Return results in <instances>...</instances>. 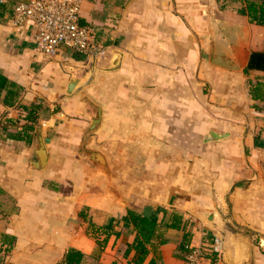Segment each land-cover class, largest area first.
<instances>
[{
	"label": "crops",
	"instance_id": "crops-1",
	"mask_svg": "<svg viewBox=\"0 0 264 264\" xmlns=\"http://www.w3.org/2000/svg\"><path fill=\"white\" fill-rule=\"evenodd\" d=\"M27 1L0 0V264H131L129 212L160 224L144 264L216 239L199 264H231L236 231L264 264V27L238 2L82 0L107 54L46 57L34 23L13 24ZM213 37L239 70L210 63Z\"/></svg>",
	"mask_w": 264,
	"mask_h": 264
},
{
	"label": "built area",
	"instance_id": "built-area-1",
	"mask_svg": "<svg viewBox=\"0 0 264 264\" xmlns=\"http://www.w3.org/2000/svg\"><path fill=\"white\" fill-rule=\"evenodd\" d=\"M82 0H29L18 2L13 10V24L31 21L35 25L36 50L46 57H53L62 49L79 56L101 59L107 47L95 40L92 30L80 24ZM185 264H199L206 254L222 253L221 241L216 239L208 250L185 246Z\"/></svg>",
	"mask_w": 264,
	"mask_h": 264
},
{
	"label": "trees",
	"instance_id": "trees-1",
	"mask_svg": "<svg viewBox=\"0 0 264 264\" xmlns=\"http://www.w3.org/2000/svg\"><path fill=\"white\" fill-rule=\"evenodd\" d=\"M220 9L223 10L225 7L232 3H240L239 13L248 18L249 23L255 24L260 27H264V0H216ZM5 79L0 76V91L4 88ZM260 86V85H259ZM256 90H260L259 87L255 88ZM254 89V90H255ZM31 131L30 129H26ZM21 133V132H20ZM30 137L27 132H25V136H21L22 139ZM127 223H132L136 229V237L131 243L126 251L125 256H129L131 252H134L132 259L130 260L131 264H144L146 258L149 254L148 246L153 243L155 239L159 236V228L160 224L157 222L156 218H147L143 217L134 212H129L127 217L125 218ZM175 226L174 224H172ZM166 227H172L171 224H167ZM162 237V236H161ZM184 252L186 250H183ZM209 258L211 262L214 263L216 260V254H209ZM76 261V262H75ZM67 263L79 262V259L74 256H67ZM148 264H154V261H150Z\"/></svg>",
	"mask_w": 264,
	"mask_h": 264
},
{
	"label": "water",
	"instance_id": "water-1",
	"mask_svg": "<svg viewBox=\"0 0 264 264\" xmlns=\"http://www.w3.org/2000/svg\"><path fill=\"white\" fill-rule=\"evenodd\" d=\"M217 50H218L217 45L213 37L211 42V53L209 58L210 63L212 65L230 71L239 70V67L235 64V62L231 58H229L225 54H220ZM92 75H93V71L89 70L83 76V78L72 82L69 86V93L75 94L81 91L83 88L87 87L91 82ZM99 119H100V110L99 108H96L94 120L91 122L90 129H93L97 125ZM214 138H216V135L212 133L209 139L212 140ZM37 156H38L39 166L41 167V165H43V163L46 160V153L44 150L43 143H40V145L38 146ZM97 158H98L97 159L98 165L102 167L103 166L102 159L99 156H97ZM263 178H264V167H263ZM231 240L235 246V251L233 253L231 264H253V243L250 237L245 235L244 233L236 231L231 236Z\"/></svg>",
	"mask_w": 264,
	"mask_h": 264
}]
</instances>
